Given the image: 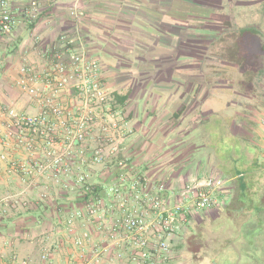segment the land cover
<instances>
[{
  "label": "crops",
  "instance_id": "crops-1",
  "mask_svg": "<svg viewBox=\"0 0 264 264\" xmlns=\"http://www.w3.org/2000/svg\"><path fill=\"white\" fill-rule=\"evenodd\" d=\"M10 1L16 8L31 0ZM36 1L43 9L40 20L19 28L10 39H0V107L37 113L16 87V79L23 65L46 63L59 35L71 36L90 58L99 60L98 52L109 53L118 73L101 65L102 79L113 92L112 108L123 113L121 147L129 169L145 176L151 188L162 184L176 192L206 177L219 186L218 206L193 215L173 238L172 264H214L209 260L226 251L237 256L235 264H264V60H244L236 71V86L214 85L217 79L230 83L221 77L208 83L197 64L182 63L174 53L180 49L183 28L195 30L186 5L201 6L197 0ZM71 8L82 13L78 20L69 16ZM33 35L39 37L37 42ZM156 54L159 57L152 58ZM145 60L167 65L153 76L155 82L143 72ZM210 121L218 127L215 140L210 138L214 130L201 129ZM186 145L195 156L182 152ZM1 154L7 158L0 160V264H43L45 253L46 264H123L116 249L94 262L95 253L107 244L105 228L98 222L77 221L72 232L66 228V218L84 201L79 188H69V177L14 171L10 162H23L25 155L12 151L10 143L0 141ZM94 171L91 182L102 197L117 167L97 166ZM84 232L88 242L80 251L72 241ZM257 250L262 256L258 262L253 258ZM244 256L249 260L243 262Z\"/></svg>",
  "mask_w": 264,
  "mask_h": 264
},
{
  "label": "built area",
  "instance_id": "built-area-1",
  "mask_svg": "<svg viewBox=\"0 0 264 264\" xmlns=\"http://www.w3.org/2000/svg\"><path fill=\"white\" fill-rule=\"evenodd\" d=\"M78 20L82 13L69 9ZM43 14L36 0L14 7L0 0V39H10L21 27H31ZM37 42L39 37L32 36ZM16 87L38 108L35 114L0 107V141L24 154L23 162H10L14 171L26 176L75 177L83 195V206L69 214L66 228L77 221L98 222L107 242L95 253L116 256L123 264H172L173 238L183 232L189 219L218 206L219 186L212 177L194 180L176 192L160 184L151 188L145 176L132 172L122 152L126 124L111 107L112 92L102 79L98 60L87 56L71 36L59 35L43 66L25 64ZM6 154L0 160H6ZM115 164L117 172L104 195L92 196L95 185L87 178L97 166ZM97 173V172H96ZM88 233L74 236L72 244L84 250ZM48 255H42L43 264Z\"/></svg>",
  "mask_w": 264,
  "mask_h": 264
},
{
  "label": "rangeland",
  "instance_id": "rangeland-1",
  "mask_svg": "<svg viewBox=\"0 0 264 264\" xmlns=\"http://www.w3.org/2000/svg\"><path fill=\"white\" fill-rule=\"evenodd\" d=\"M197 3L201 6H192L191 3L186 5L189 8V13L191 12L190 25L194 26L195 30H185L183 28L180 49L174 54L179 56L182 63L191 60L192 64H197L198 72L203 71V74L207 76L208 83L212 77H221L230 79V83L221 82L217 79L218 82L215 80L214 85L230 84L236 86V71L239 65L242 67L244 60H264V0H197ZM247 30L250 32H246ZM117 53L123 57L127 56L125 53ZM134 53L136 52H133L132 55L128 54V57H132ZM163 54L161 53V55ZM96 55L99 57L100 65L107 66L111 72L118 73V70L114 69L117 63L114 57L107 52H98ZM158 57L157 54L152 56V58ZM162 62L163 60H145L142 64L143 72L147 71L152 79L155 74H158L160 68L167 66ZM227 62L230 63L229 66L224 65ZM121 69L128 71L125 68ZM125 76L128 75L123 77ZM143 77L147 78V74H144ZM139 78L137 77L141 83L142 81ZM152 80V82H155L154 79ZM138 81L134 82L135 86ZM198 82L205 83L202 79H199ZM210 82L213 83L211 80ZM160 83L164 82H158L157 84ZM107 88L109 92H112L110 87L107 86ZM134 104L135 102L132 105L134 106ZM138 105L141 109L142 104L139 102ZM120 114L123 113L120 112ZM214 126L215 124L210 121L201 127L203 132L214 130L211 137L210 134L208 135L212 140H215V134L218 133V127L215 126L214 128ZM182 152L189 155L188 157L192 154L195 156L193 151L188 152L187 145L182 149ZM87 179L91 180L92 176ZM69 180V188H79V185L75 182V177H70ZM260 253L261 250H257L256 256H253L256 262L262 258ZM222 254L221 257L211 258L209 262L222 264L225 260L228 264H235V261L238 260L232 251H226ZM204 259L203 263L206 262L208 257L204 256ZM242 259L243 262L249 260L247 256Z\"/></svg>",
  "mask_w": 264,
  "mask_h": 264
},
{
  "label": "trees",
  "instance_id": "trees-1",
  "mask_svg": "<svg viewBox=\"0 0 264 264\" xmlns=\"http://www.w3.org/2000/svg\"><path fill=\"white\" fill-rule=\"evenodd\" d=\"M246 32H250L249 30H247ZM98 193V189H96L95 187H94V189H93V191L90 193L92 196H95V195H98L97 194ZM83 196V195H82ZM83 200H84V198H83Z\"/></svg>",
  "mask_w": 264,
  "mask_h": 264
},
{
  "label": "flooded vegetation",
  "instance_id": "flooded-vegetation-1",
  "mask_svg": "<svg viewBox=\"0 0 264 264\" xmlns=\"http://www.w3.org/2000/svg\"><path fill=\"white\" fill-rule=\"evenodd\" d=\"M206 212V211H205Z\"/></svg>",
  "mask_w": 264,
  "mask_h": 264
}]
</instances>
